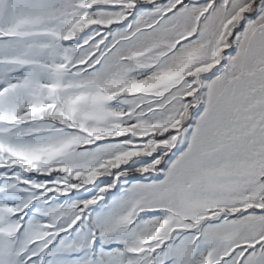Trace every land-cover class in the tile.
I'll return each instance as SVG.
<instances>
[{
	"label": "snow or ice",
	"instance_id": "obj_1",
	"mask_svg": "<svg viewBox=\"0 0 264 264\" xmlns=\"http://www.w3.org/2000/svg\"><path fill=\"white\" fill-rule=\"evenodd\" d=\"M0 264H264V0H0Z\"/></svg>",
	"mask_w": 264,
	"mask_h": 264
}]
</instances>
